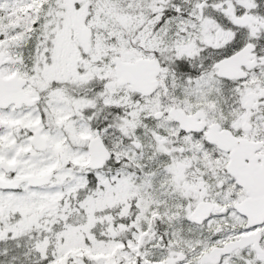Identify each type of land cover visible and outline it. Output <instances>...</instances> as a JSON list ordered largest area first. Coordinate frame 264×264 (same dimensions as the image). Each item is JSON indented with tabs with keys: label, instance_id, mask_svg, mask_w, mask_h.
<instances>
[{
	"label": "snow or ice",
	"instance_id": "6c2138e0",
	"mask_svg": "<svg viewBox=\"0 0 264 264\" xmlns=\"http://www.w3.org/2000/svg\"><path fill=\"white\" fill-rule=\"evenodd\" d=\"M0 264H264V0H0Z\"/></svg>",
	"mask_w": 264,
	"mask_h": 264
}]
</instances>
